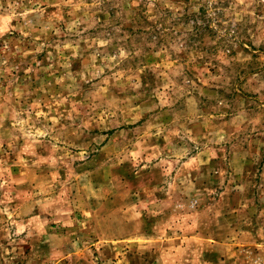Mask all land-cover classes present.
I'll list each match as a JSON object with an SVG mask.
<instances>
[{
  "label": "rangeland",
  "instance_id": "1",
  "mask_svg": "<svg viewBox=\"0 0 264 264\" xmlns=\"http://www.w3.org/2000/svg\"><path fill=\"white\" fill-rule=\"evenodd\" d=\"M141 1L0 0V264H264V0H146L234 38L151 78L81 37Z\"/></svg>",
  "mask_w": 264,
  "mask_h": 264
},
{
  "label": "trees",
  "instance_id": "2",
  "mask_svg": "<svg viewBox=\"0 0 264 264\" xmlns=\"http://www.w3.org/2000/svg\"><path fill=\"white\" fill-rule=\"evenodd\" d=\"M103 2L104 6L113 4L112 1ZM155 5L157 6H155L153 16L147 12L148 2L146 0H142L137 5L130 3L125 5L130 8L132 15L130 24L127 22L126 10L123 6L110 5L112 7L109 17L105 21H98L96 27L87 29L81 36L105 40L104 45L91 47L88 55L93 51H95L94 56L97 57H109V54H113L120 65L128 60L133 61L136 64L135 68H145L146 75L151 78V70L155 62L153 58H148L156 52H168L166 54L169 56L181 57L184 62L189 60L192 51H195L192 53L200 52L205 62H208L206 61L208 56L214 57L221 50H227L229 56L233 54L228 49L230 48L228 43L234 39L233 36L225 32L226 35H230L229 39L226 35L218 34L221 27L220 13L209 14V10H215L216 6L208 9V6L202 5L197 12H190L184 8L182 13H175L168 8L160 7L158 3ZM74 36L78 35L74 34ZM205 39L214 41L212 44H206ZM108 48L112 49L111 53H108ZM177 48L181 49L186 57L176 54ZM122 51L127 52L126 60L120 56Z\"/></svg>",
  "mask_w": 264,
  "mask_h": 264
}]
</instances>
